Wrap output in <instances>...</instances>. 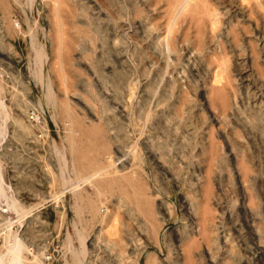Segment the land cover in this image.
Instances as JSON below:
<instances>
[{
    "label": "rangeland",
    "instance_id": "374dc122",
    "mask_svg": "<svg viewBox=\"0 0 264 264\" xmlns=\"http://www.w3.org/2000/svg\"><path fill=\"white\" fill-rule=\"evenodd\" d=\"M0 182V264H264V0H0Z\"/></svg>",
    "mask_w": 264,
    "mask_h": 264
},
{
    "label": "bare ground",
    "instance_id": "6f19581e",
    "mask_svg": "<svg viewBox=\"0 0 264 264\" xmlns=\"http://www.w3.org/2000/svg\"><path fill=\"white\" fill-rule=\"evenodd\" d=\"M169 7V6H168ZM169 9V8H168ZM172 15V14H171ZM15 21V20H14ZM213 22L215 23L216 22V19L215 20H213ZM200 23V22H199ZM218 23V22H217ZM214 25V24H213ZM200 32V31H199ZM198 32V33H199ZM41 53V52H40ZM120 54V53H119ZM218 55H220V54H218ZM217 55V56H218ZM42 56V55H41ZM41 60V59H40ZM167 62V61H166ZM165 69V68H164ZM226 71V70H225ZM164 74V73H163ZM225 75V74H224ZM40 77V76H39ZM226 78V77H225ZM216 81H218L217 79H215ZM218 84H219V82H217ZM218 84H216V85H218ZM215 85V84H214ZM46 86V85H45ZM214 89V88H213ZM221 89H223V87H221ZM216 90H217V88H216ZM222 92V91H221ZM223 93V92H222ZM144 94V93H143ZM223 95V94H222ZM222 97H224V96H222ZM146 98V97H145ZM224 99V98H223ZM225 103V102H224ZM2 106V105H1ZM139 108H141V107H139ZM111 119V118H110ZM110 121V120H109ZM113 122V121H112ZM116 122V121H115ZM21 123V122H20ZM111 123V122H110ZM108 125V124H107ZM117 127H118V125H117ZM112 128V127H111ZM113 130V129H112ZM114 131V130H113ZM112 133V132H111ZM114 135V134H113ZM64 164V163H63ZM65 166V165H64ZM63 174V173H62ZM127 182V181H126ZM129 183V182H128ZM207 183V182H206ZM207 184H209V183H207ZM208 186V185H207ZM205 194V193H204ZM0 195H2V196H5V197H7L6 195H5V193H4V191L2 190V184H1V182H0ZM135 199V198H134ZM3 200V199H2ZM205 205H207V204H205ZM7 207V206H6ZM190 208V207H189ZM78 210V209H77ZM211 211V210H210ZM22 213V212H21ZM191 216V215H190ZM7 219V218H6ZM203 220H205L204 218H203V216H202V219H201V222L203 223ZM7 221V220H6ZM5 222V221H4ZM206 222V221H205ZM2 224V223H1ZM205 224V223H204ZM203 227V226H202ZM11 228V227H10ZM206 230V229H205ZM82 231V230H81ZM11 232H12V229H11ZM202 232V231H201ZM205 232V231H204ZM10 235H11V233L10 232H8ZM205 233H207V232H205ZM7 235V234H6ZM179 235V234H178ZM205 236V235H204ZM17 237H15L14 239H16ZM193 239V238H192ZM7 240V239H6ZM18 240V239H17ZM16 240V241H17ZM194 242H195V240H194ZM14 244V243H13ZM13 244H11V246H9L8 247V254L9 253H12L11 254V259H13V256L12 255H14L15 256V258H16V260L15 261H13V263L14 262H17V260L18 261H20L21 260V258H22V253H21V250H22V248H23V245L21 246L20 244H19V242H15V244L13 245ZM187 244V243H186ZM188 245V244H187ZM188 246H190V245H188ZM188 246L186 247V248H188ZM194 247V246H193ZM26 248V247H25ZM72 249V248H71ZM191 249V248H190ZM6 251V250H5ZM81 251V250H80ZM75 252V251H74ZM5 253V252H4ZM7 253V252H6ZM81 253V252H80ZM7 254V255H8ZM6 255V256H7ZM187 255H189V254H187ZM1 256V255H0ZM4 257V256H3ZM2 257V258H3ZM11 259L9 260V261H11ZM77 260V259H76ZM0 261L2 262V260L0 259ZM8 260H6V262H7ZM8 261V262H9ZM34 261V260H33ZM32 261V262H33ZM6 263V264H9V263ZM10 263H12V262H10ZM39 263V262H38ZM33 264V263H32ZM37 264V263H36Z\"/></svg>",
    "mask_w": 264,
    "mask_h": 264
}]
</instances>
